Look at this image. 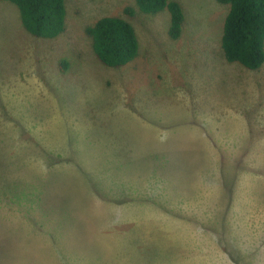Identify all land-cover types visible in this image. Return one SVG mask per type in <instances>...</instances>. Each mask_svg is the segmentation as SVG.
Returning <instances> with one entry per match:
<instances>
[{
  "label": "rangeland",
  "instance_id": "374dc122",
  "mask_svg": "<svg viewBox=\"0 0 264 264\" xmlns=\"http://www.w3.org/2000/svg\"><path fill=\"white\" fill-rule=\"evenodd\" d=\"M135 1L66 0L42 38L0 0V264H264V65L227 61L218 0H178V39ZM105 15L127 65L93 50Z\"/></svg>",
  "mask_w": 264,
  "mask_h": 264
},
{
  "label": "trees",
  "instance_id": "16d2710c",
  "mask_svg": "<svg viewBox=\"0 0 264 264\" xmlns=\"http://www.w3.org/2000/svg\"><path fill=\"white\" fill-rule=\"evenodd\" d=\"M20 11L24 29L31 35L54 38L67 28L66 0H3ZM228 6L221 38L225 58L257 70L264 65V0H218ZM167 11L168 35L178 39L185 23V10L178 0H136L124 11L156 14ZM93 50L106 66L121 67L134 61L140 52V39L134 24L124 16L105 15L87 26ZM65 68L68 61L61 63Z\"/></svg>",
  "mask_w": 264,
  "mask_h": 264
}]
</instances>
